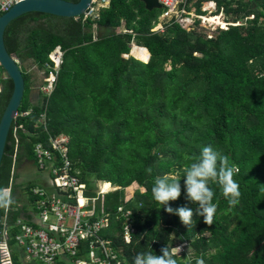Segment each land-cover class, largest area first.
Listing matches in <instances>:
<instances>
[{"label": "trees", "instance_id": "obj_1", "mask_svg": "<svg viewBox=\"0 0 264 264\" xmlns=\"http://www.w3.org/2000/svg\"><path fill=\"white\" fill-rule=\"evenodd\" d=\"M214 1L215 11L231 25L211 38L177 24L151 32L161 10H147L141 0H109L97 16L86 18L30 11L12 19L4 44L21 64L30 58L47 71L51 49L58 45L62 54L53 89L49 95L41 92L38 104L28 101L29 75L21 68L25 88L17 112L29 113L11 123L0 191L23 160L35 164L36 143L46 142L47 134H63L80 180L92 189L98 180L120 187L105 196L111 225L99 235L111 240L121 264H133L148 247L160 255L163 247L179 243L188 250L180 253L179 264H195L197 257L205 264H264V191L259 187L264 185V0ZM200 4H194L197 13H203ZM132 42L147 49L144 62L123 56ZM1 83L0 116L13 88L11 79ZM42 112L46 131L38 120ZM19 124L34 135H26ZM207 144L239 168L234 179L241 192L238 205L230 207L219 187L210 185L217 204L211 226L195 215L197 205L186 199L184 188L185 167ZM166 174L181 178V195L168 206L191 208L195 225L186 228L153 200L154 179ZM132 182L139 188L123 203L124 186ZM31 186L19 188L29 196ZM15 190L13 184L6 219L11 250L18 231L14 222L23 208ZM121 204L131 209L134 232L128 244L122 237L123 213L115 218ZM80 247L82 252L86 244ZM14 256L12 250L13 263L19 264Z\"/></svg>", "mask_w": 264, "mask_h": 264}, {"label": "built area", "instance_id": "obj_2", "mask_svg": "<svg viewBox=\"0 0 264 264\" xmlns=\"http://www.w3.org/2000/svg\"><path fill=\"white\" fill-rule=\"evenodd\" d=\"M19 0H0V14L7 11L15 2ZM161 4V11L157 16L155 26L151 32H163L166 27L177 24L186 32L195 28L197 21L212 24L217 15L211 9L216 8L214 0H208L206 4L201 0L200 10L197 13L194 5L197 0H158ZM109 0H94V5L88 12H83V18L88 15H98L99 7H105ZM212 7V8H211ZM205 11V12H204ZM209 12V16L205 14ZM230 24L225 20L218 22V30L226 29ZM52 65L51 70L44 77L40 87L43 94L49 95L52 91L57 66L61 59V51L55 46L48 54ZM5 79L4 70L0 62V90H2L1 80ZM29 110L16 112L18 115H27ZM44 113L40 114L39 122L43 123ZM18 128L23 129L19 124ZM28 136L34 134L23 129ZM47 134V133H46ZM68 138L65 135H46V142H38L34 145V155L36 167L49 174L48 189L34 186L30 189L29 200L31 207L17 202L23 207L17 216L14 225L18 228L14 235L15 244L20 249L21 257L29 263L37 261L40 264H121L116 252L110 246L111 240L100 237V232L110 227L111 213L105 208V196L108 192L118 189L110 181L100 180L95 188H89L85 181L80 180L79 171L72 167L67 158ZM112 184V185H111ZM135 189L139 188L137 183ZM12 180L10 184L1 190V199H4V215L1 229L0 252L1 264H14L12 252L8 245L9 224L6 219L12 202ZM143 189L140 187V190ZM134 192V191H133ZM124 196L123 203H126L132 196ZM121 204L117 207L115 218L120 214L124 216L122 225V237L126 244L127 228L129 232H134L131 218L128 216L131 209H124ZM85 243V250L80 251L81 244Z\"/></svg>", "mask_w": 264, "mask_h": 264}, {"label": "clouds", "instance_id": "obj_3", "mask_svg": "<svg viewBox=\"0 0 264 264\" xmlns=\"http://www.w3.org/2000/svg\"><path fill=\"white\" fill-rule=\"evenodd\" d=\"M48 59L50 60L49 57ZM147 171L151 173L152 170L149 168ZM238 172L239 168L230 163V158L215 149L211 144L201 146L199 154L193 156L191 163L185 167L184 188L186 199L192 204L197 205L195 215L202 216L204 224L209 226L213 225L214 216L217 211V204L213 202L215 193L210 186L211 184H216L219 187L222 196L226 199L230 207L238 205L241 192L239 183L234 179V176ZM180 179L175 174L158 176L154 179L151 192L153 200L163 207L166 213L178 216L181 224L188 228L189 226L195 225L193 210L186 206L177 209L168 206L169 202L176 201L181 195ZM34 186L36 185H32L31 188ZM259 187L264 191V185H260ZM127 233V241L131 243L133 236L128 228ZM182 250L181 246H176L171 249L165 246L160 250V255H156L151 247H148L147 251L138 252L134 256L133 264H179ZM81 264H84V262L82 261ZM195 264H205L204 259L200 257L195 258Z\"/></svg>", "mask_w": 264, "mask_h": 264}, {"label": "water", "instance_id": "obj_4", "mask_svg": "<svg viewBox=\"0 0 264 264\" xmlns=\"http://www.w3.org/2000/svg\"><path fill=\"white\" fill-rule=\"evenodd\" d=\"M141 2L144 4V7L147 10L159 9L161 7V4L158 0H141ZM93 5L94 0H19L15 2L7 11L0 14V62L4 70L5 78L11 79L13 83L11 95L0 116V163L4 154V148L10 126L14 119V114L18 111L19 105L22 101L25 88L24 78L19 66V60L17 59L15 54L9 53L5 47V28L12 19L25 12L35 11L51 15L77 16L78 14H81L83 12L90 11ZM130 51L129 54H124V57H128L127 55H131ZM4 228L5 226L4 224H2L0 191V232L1 229Z\"/></svg>", "mask_w": 264, "mask_h": 264}, {"label": "rangeland", "instance_id": "obj_5", "mask_svg": "<svg viewBox=\"0 0 264 264\" xmlns=\"http://www.w3.org/2000/svg\"><path fill=\"white\" fill-rule=\"evenodd\" d=\"M203 1V3L204 4H206V6H204L205 8H207V6L209 5L208 3H207V1L208 0H202ZM212 8V7H211ZM160 10V9H159ZM212 11H213V13H216V17H214V19H213V22H212V24H209V22H207V21H205V22H202V24L201 25H199V21H197V24H196V26H195V28L194 29H192L191 31H195V32H197V33H200V34H202V35H205L207 38H211V37H215L216 35H217V32H218V26H216L217 24H218V22H220L221 20H225L226 21V18H225V16H224V14L222 13V12H216L215 10H216V8L215 9H211ZM206 16H209V12H207L206 14H205ZM240 22H241V20H240ZM122 28V27H121ZM121 28H119V29H121ZM122 31H124V32H126L127 30H125L124 28H123V30ZM190 31V32H191ZM128 33H132L131 31H127ZM96 36V35H95ZM95 38V37H94ZM132 43H134V42H132ZM131 43V44H132ZM135 44V43H134ZM134 51V50H133ZM196 56H198V54H195ZM126 56V55H125ZM128 56V55H127ZM135 57L136 58H138V59H145L146 57H147V54H146V56L144 57V55H140L138 52L136 53L135 52ZM18 59V58H17ZM28 60L31 62V64H33V70H38L39 68L33 63V61L30 59V58H28ZM143 61V60H142ZM19 66H20V68H22V64H21V62L19 61ZM49 66L50 65H48V68H49ZM170 69V67L167 65L166 66V70H169ZM30 70H32V69H29V71ZM40 71H41V77H42V81H43V79H44V77L46 76V74H48V71H49V69H47V71H44L43 69H39ZM29 73H31V71L29 72ZM42 81H41V83H42ZM41 85V84H40ZM39 85V86H40ZM3 88V87H2ZM39 89H40V87H39ZM1 91V90H0ZM41 92V91H40ZM42 120H43V123H45L46 124V119H45V114H44V116H43V118H42ZM20 169H19V174H24V168H22L21 166L19 167ZM25 175V174H24ZM100 180H98L97 182H99ZM25 184H27V185H38L39 184V182H38V180L37 179H35L34 177H29L28 179H26L25 180ZM96 182V183H97ZM112 185V184H111ZM114 185V184H113ZM18 186V185H17ZM116 186V185H115ZM119 188V187H118ZM143 189H141L140 191H142ZM133 191H135V184L134 183H130V184H128V185H126V187L124 188V196H126V197H129V196H131V194H132V192ZM22 196L20 197V199H18L17 200V202H19V203H23L24 205H26V207L27 208H30L31 207V202H30V200L27 198V191L25 190V189H22V194H21ZM125 199L123 198V201H124ZM10 231V230H9ZM171 235H174L173 233H171L170 234V236ZM176 246H181L182 247V252L183 251H185L184 250V248L187 250V245H186V247H185V243H179V244H176L174 247H176ZM173 248V247H172ZM11 250V249H10ZM12 250H13V255H15L14 256V258H15V260H17L18 262H19V264H39L37 261H32V262H29V263H27V262H25V260L21 257V255H20V249H19V247L17 246V245H13L12 246ZM12 250H11V252H12ZM187 252H188V250H187ZM17 253H18V255H17ZM16 257H17V259H16Z\"/></svg>", "mask_w": 264, "mask_h": 264}, {"label": "crops", "instance_id": "obj_6", "mask_svg": "<svg viewBox=\"0 0 264 264\" xmlns=\"http://www.w3.org/2000/svg\"><path fill=\"white\" fill-rule=\"evenodd\" d=\"M136 46H138V45L132 43V49H131L130 54L132 55V50L135 47V49L133 51L134 57H135V52L137 53V49L144 50L145 51V54H143V55L145 57L146 54H147V51H146L147 49L145 50L143 48H139L140 46L139 47H136ZM32 66H33V64H31V62L29 60H27V61H25V64L22 67L25 70V72H27L28 75H29V86H28V91H27V93H28V101L31 104H38L41 101V95H40L41 92H40V89H39V85L41 84L42 77H41V71L39 69L38 70H33V67ZM29 69H32V70H30L31 73H29L30 72ZM23 161H28L29 162V165L30 166L32 165L31 166V174L28 175V173H27L26 175L27 176H30V177L32 176V177H34L35 179L38 180L39 184L36 185V186H40V187L46 188V189H48L47 191H50L51 187L49 185V174L47 172L40 171L35 166V164L32 161H29V160H23ZM26 175L19 174V167H17L15 169V171H13V176H14L15 180L13 178V181L14 182L12 181V183L14 184V187L16 189L15 190V192H16V201L18 199H20V197L22 196L21 195L22 193L20 192V190H22V189L19 188V186H23L26 183L25 180L29 178ZM27 198L29 199L28 196H27ZM21 204H23V203H21ZM83 250H85V249H83Z\"/></svg>", "mask_w": 264, "mask_h": 264}, {"label": "flooded vegetation", "instance_id": "obj_7", "mask_svg": "<svg viewBox=\"0 0 264 264\" xmlns=\"http://www.w3.org/2000/svg\"><path fill=\"white\" fill-rule=\"evenodd\" d=\"M32 166V165H31ZM31 166L29 165L28 161H23L21 164V167L24 168V174L26 175L28 173V175L31 174ZM20 169V168H19ZM27 176V175H26ZM30 177V176H27Z\"/></svg>", "mask_w": 264, "mask_h": 264}, {"label": "bare ground", "instance_id": "obj_8", "mask_svg": "<svg viewBox=\"0 0 264 264\" xmlns=\"http://www.w3.org/2000/svg\"><path fill=\"white\" fill-rule=\"evenodd\" d=\"M134 49H135V47H134ZM134 49H133V50H134ZM137 52L140 53V55L145 54V51H144V50H141V49H137ZM132 55H133V51H132ZM133 56H134V55H133Z\"/></svg>", "mask_w": 264, "mask_h": 264}]
</instances>
